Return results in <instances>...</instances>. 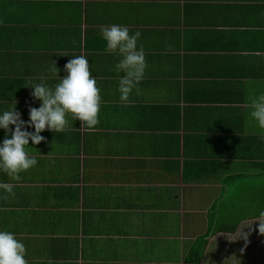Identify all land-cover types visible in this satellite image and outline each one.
Instances as JSON below:
<instances>
[{
  "label": "crops",
  "instance_id": "0c3cea01",
  "mask_svg": "<svg viewBox=\"0 0 264 264\" xmlns=\"http://www.w3.org/2000/svg\"><path fill=\"white\" fill-rule=\"evenodd\" d=\"M111 25L141 33L147 68L128 104ZM76 56L101 90L100 123L68 116L69 131L29 140L37 164L21 180L0 171L15 193L0 189V231L29 264H252L231 254L264 241V130L249 116L264 94V0H0V115L16 102L28 124L42 101L27 87H54Z\"/></svg>",
  "mask_w": 264,
  "mask_h": 264
},
{
  "label": "clouds",
  "instance_id": "9594fccd",
  "mask_svg": "<svg viewBox=\"0 0 264 264\" xmlns=\"http://www.w3.org/2000/svg\"><path fill=\"white\" fill-rule=\"evenodd\" d=\"M102 36L106 41V51L121 57L115 65L114 71L123 73L119 78L118 91L120 101L130 103L133 91L140 93L139 84L145 77L147 63L142 45L138 50V40L141 33L137 31L130 35L127 27L111 25L102 27ZM49 70L52 76L59 74L55 62ZM68 75L61 79L54 87H50L41 77V82L31 84L27 88L34 89L32 96L42 101V106L37 109L29 108L30 122L26 124L21 119V114L15 107L3 111L0 115V128L4 129L11 138L3 141L0 147V171H3L12 181L21 180V173L27 172L37 164V160L28 152L29 140L35 145L45 141L41 135L46 129L55 133H63L70 130L68 116L81 122V128L94 131L100 123L101 90L97 87V81L90 70L89 61L84 56H76L65 65ZM249 116L255 121L259 129L264 130V94L250 96ZM10 126H15L13 131ZM34 127L35 132L22 130ZM0 189L6 193L4 200L14 196L12 183H0ZM259 233L264 235V211L257 218ZM232 234L227 235L230 241ZM247 241L248 234L244 231L238 239ZM237 240V239H236ZM235 240V241H236ZM234 242V241H233ZM243 251V250H242ZM26 257V247L19 242L14 234L0 231V264H29Z\"/></svg>",
  "mask_w": 264,
  "mask_h": 264
},
{
  "label": "rangeland",
  "instance_id": "374dc122",
  "mask_svg": "<svg viewBox=\"0 0 264 264\" xmlns=\"http://www.w3.org/2000/svg\"><path fill=\"white\" fill-rule=\"evenodd\" d=\"M263 242L264 241L260 242V241L254 240V241H252V243L251 242H249V243H242V242L236 243L237 244L236 248L239 246H244V245H249V246L247 247V249H245L243 251L239 250L236 252V254L235 253L231 254V256L234 255L235 263H237V261H243L245 263H252V264H258V263L261 264L262 262H264V243ZM219 249L222 253L227 254L226 257L222 259L223 261L227 262L229 260V258L231 257L229 255V253H230L229 248L225 247L224 243H223L220 245ZM235 258H236V260H235Z\"/></svg>",
  "mask_w": 264,
  "mask_h": 264
}]
</instances>
